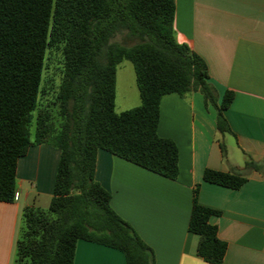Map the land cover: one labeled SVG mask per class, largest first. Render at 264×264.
I'll list each match as a JSON object with an SVG mask.
<instances>
[{
	"label": "trees",
	"instance_id": "trees-1",
	"mask_svg": "<svg viewBox=\"0 0 264 264\" xmlns=\"http://www.w3.org/2000/svg\"><path fill=\"white\" fill-rule=\"evenodd\" d=\"M174 12V0H0V202L14 201L17 161L30 146L59 150L48 207L22 209L11 264H73L78 240L118 250L126 264H154L151 248L110 206L94 169L101 149L177 178L178 148L157 134L166 94L199 92L216 109L217 132L231 133L224 110L233 94L218 100L204 60L175 40ZM47 50L62 56L57 85L44 83ZM122 61L133 66L140 104L116 113ZM244 170L264 174V158L247 159ZM202 180L238 189L246 177L205 169ZM197 192L198 185L187 228L198 236L197 256L220 264L226 243L209 223L218 212L200 205Z\"/></svg>",
	"mask_w": 264,
	"mask_h": 264
},
{
	"label": "crops",
	"instance_id": "crops-1",
	"mask_svg": "<svg viewBox=\"0 0 264 264\" xmlns=\"http://www.w3.org/2000/svg\"><path fill=\"white\" fill-rule=\"evenodd\" d=\"M174 4L175 40L204 60L218 100L225 91L233 94L224 110L231 133L217 132L216 109L199 92L166 94L157 134L178 148L177 178L99 149L94 179L110 194L116 214L151 248L154 264H211L197 256L198 236L187 228L196 185L197 202L218 212L209 223L226 243L220 264H264V174L244 170L247 159L264 158V0ZM123 74L118 97L116 67V113L140 104L135 75ZM58 160L59 150L46 144L30 146L18 159L15 199L0 202V264L12 262L22 209L40 197L50 200ZM205 169L241 173L246 181L238 189L208 183L202 180ZM73 264L126 263L118 250L78 240Z\"/></svg>",
	"mask_w": 264,
	"mask_h": 264
},
{
	"label": "rangeland",
	"instance_id": "rangeland-1",
	"mask_svg": "<svg viewBox=\"0 0 264 264\" xmlns=\"http://www.w3.org/2000/svg\"><path fill=\"white\" fill-rule=\"evenodd\" d=\"M114 40L120 41V36L117 35ZM61 67H62V56L60 51L58 50H47L46 55H45V60H44V70H43V79L44 83L46 81H53L56 85L59 83V78L61 74ZM129 71L131 78L134 77V72H133V66L130 62L124 61L121 62L117 66V77H118V97L122 88V78L124 76L123 73L126 71ZM52 94H48L46 97L47 99H51ZM119 99V98H118ZM44 102V99L41 100ZM118 101V100H117ZM54 114L56 115L55 117V123L58 125L59 123V118L56 114V109H54ZM31 134L33 135V127L31 129ZM49 204V198L46 197H40L38 201L35 203V206L41 208V209H46Z\"/></svg>",
	"mask_w": 264,
	"mask_h": 264
},
{
	"label": "built area",
	"instance_id": "built-area-1",
	"mask_svg": "<svg viewBox=\"0 0 264 264\" xmlns=\"http://www.w3.org/2000/svg\"><path fill=\"white\" fill-rule=\"evenodd\" d=\"M16 196V195H15Z\"/></svg>",
	"mask_w": 264,
	"mask_h": 264
}]
</instances>
